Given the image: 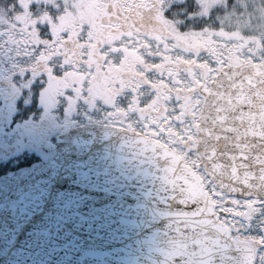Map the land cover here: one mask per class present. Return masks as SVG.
Returning <instances> with one entry per match:
<instances>
[{
  "label": "snow or ice",
  "instance_id": "1",
  "mask_svg": "<svg viewBox=\"0 0 264 264\" xmlns=\"http://www.w3.org/2000/svg\"><path fill=\"white\" fill-rule=\"evenodd\" d=\"M70 7L8 0L0 8V78L13 91V76L38 83L47 111L72 88L44 99L45 63L54 75L86 70V109L121 134L155 181L157 216L166 222L151 238L153 264H264V0H121L101 17L112 38L95 41L86 23L75 40L58 29ZM29 57L35 64L22 67ZM102 77L104 88L87 87Z\"/></svg>",
  "mask_w": 264,
  "mask_h": 264
},
{
  "label": "water",
  "instance_id": "2",
  "mask_svg": "<svg viewBox=\"0 0 264 264\" xmlns=\"http://www.w3.org/2000/svg\"><path fill=\"white\" fill-rule=\"evenodd\" d=\"M156 193L120 133L73 128L47 162L0 177V264H153Z\"/></svg>",
  "mask_w": 264,
  "mask_h": 264
},
{
  "label": "flooded vegetation",
  "instance_id": "3",
  "mask_svg": "<svg viewBox=\"0 0 264 264\" xmlns=\"http://www.w3.org/2000/svg\"><path fill=\"white\" fill-rule=\"evenodd\" d=\"M101 5L90 7L91 12L88 17H84L79 23L59 24L58 29H69V36L75 40V29L81 24L88 25V35L93 36L95 40L111 39L112 33L109 31L111 25L101 22V17L107 21L111 13L108 12L109 5L117 6V0H97ZM93 11H92V10ZM96 12H95V11ZM95 12V15H93ZM139 15V14H138ZM170 23V22H169ZM61 42L67 41L68 37H61ZM87 43V38L76 41V44L82 46ZM95 47L94 42L88 47V61L93 60L92 50ZM53 53L49 52L40 58L46 61ZM102 56L103 53H100ZM30 63H22V67L29 68L35 64V60L28 58ZM61 63L63 61H60ZM54 63H56L54 61ZM52 64H46L49 71V79L41 92L48 86L50 78H54L55 87L49 93V101L57 98V93H62L64 88H72V93L65 100L59 98V104L47 111L40 103V97L36 95L38 83H33L31 87L23 85L20 81L21 76H13L12 81L17 83L18 90L13 91L8 81L0 78V175L11 170L30 165L37 161H47L56 151L57 139L63 133L70 129L96 122L100 114L96 111L87 110L83 101L88 99L80 89L84 88L83 81L88 75L84 68L78 65L74 68H68L61 75L51 73ZM116 67V65H113ZM30 79V78H29ZM106 78L99 81L89 80L88 88L99 90L105 87ZM100 96L99 91H95ZM64 104H71L76 110L66 113ZM92 117L93 119H89ZM103 124V123H99Z\"/></svg>",
  "mask_w": 264,
  "mask_h": 264
},
{
  "label": "rangeland",
  "instance_id": "4",
  "mask_svg": "<svg viewBox=\"0 0 264 264\" xmlns=\"http://www.w3.org/2000/svg\"><path fill=\"white\" fill-rule=\"evenodd\" d=\"M67 3L71 4L72 7L66 8L64 12L60 14L58 17L59 24H67V23H76L81 21L85 16H89V8L90 7H96L98 5H101V2H98L97 0H67ZM118 6V4H117ZM134 6V5H133ZM72 9V11H71ZM24 12H27V9H25ZM25 15V14H24ZM24 15H20V12L14 13L13 17H22ZM35 18H33L34 20ZM50 23H52L51 18L49 17ZM55 87L54 84V78H50V81L48 82V86L41 92V96L44 99H48L49 93L53 91Z\"/></svg>",
  "mask_w": 264,
  "mask_h": 264
},
{
  "label": "trees",
  "instance_id": "5",
  "mask_svg": "<svg viewBox=\"0 0 264 264\" xmlns=\"http://www.w3.org/2000/svg\"><path fill=\"white\" fill-rule=\"evenodd\" d=\"M8 3V0H0V8H3L6 4ZM92 10V9H91ZM72 11V9H71ZM93 11V10H92ZM95 11V10H94ZM96 12V11H95ZM95 12L93 15H95ZM16 13V12H14ZM14 13H13V16H14ZM26 12H20V15H24ZM91 12H89L90 14ZM35 18V17H32V19ZM80 22V21H79Z\"/></svg>",
  "mask_w": 264,
  "mask_h": 264
}]
</instances>
